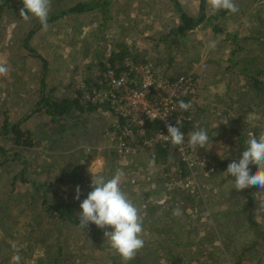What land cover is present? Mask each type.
<instances>
[{
	"label": "rangeland",
	"instance_id": "obj_1",
	"mask_svg": "<svg viewBox=\"0 0 264 264\" xmlns=\"http://www.w3.org/2000/svg\"><path fill=\"white\" fill-rule=\"evenodd\" d=\"M18 1L0 0V62H6L9 72L0 76V96L11 102L0 113V149L7 151L14 144L11 131L2 129L5 120L18 122L34 135L39 130L46 139H52L56 128L55 135L68 134L74 123L81 138L83 121L92 116L102 122L97 111L108 108L85 103L81 96L85 87L101 84L104 68L99 62L123 49L136 63L152 62L159 77L195 76L194 130L206 129L210 146L191 152L193 165L182 174L179 156L169 146L165 163L161 157L154 161V148L116 154L108 127L105 148L92 143L73 149L69 136L62 139L60 155L42 159L39 144L46 149L45 141L16 145L0 159V264H13L16 249L20 264H53L55 256L57 264H121L104 236L112 229L90 224L81 230L78 217L80 203L92 191V174L109 179L117 169L124 173L122 190L139 210L145 241L129 264H169V256L180 252V264H264V238L251 229L241 210L243 192L225 173L229 162L219 163L233 159L249 135L264 134V93L254 92L249 76L240 71L261 69L258 77L264 80V0H234L236 13L214 11L207 0H51L47 29L35 17L23 20L15 8ZM80 3H86L82 11L52 18ZM182 14L192 17L184 36L174 33L185 25ZM233 34L239 44H234ZM8 78L12 84L4 89ZM42 80L44 93L54 97L76 95L79 89L83 110L75 107L65 118L50 122L43 110L30 106L43 93ZM32 90L27 100L17 96ZM24 102L29 106L23 107ZM20 108H28L26 115L20 116ZM77 185L79 200L74 198ZM255 191L252 208L264 230V190ZM55 203L68 204L73 220ZM176 208L179 216L173 215ZM252 241L258 244L243 250Z\"/></svg>",
	"mask_w": 264,
	"mask_h": 264
},
{
	"label": "built area",
	"instance_id": "obj_2",
	"mask_svg": "<svg viewBox=\"0 0 264 264\" xmlns=\"http://www.w3.org/2000/svg\"><path fill=\"white\" fill-rule=\"evenodd\" d=\"M101 79V84L85 87L81 99L85 103L104 105L113 113L114 120L106 133L112 150L118 155L142 148L153 150L156 144H171L167 125L177 126V120L180 128L185 121L196 125L192 105L188 110L179 107L181 100L194 101L191 93L196 78L191 74L159 77L152 62L136 63L126 56L120 71L106 67ZM181 131L184 143L174 146L182 162L190 167L193 165L190 154L195 148L189 146L188 138L193 128Z\"/></svg>",
	"mask_w": 264,
	"mask_h": 264
},
{
	"label": "clouds",
	"instance_id": "obj_3",
	"mask_svg": "<svg viewBox=\"0 0 264 264\" xmlns=\"http://www.w3.org/2000/svg\"><path fill=\"white\" fill-rule=\"evenodd\" d=\"M207 3L214 11L225 10L231 13L239 11L234 0H207ZM22 5L19 15L23 20L29 21L32 17H35L42 27L47 29L51 0H22ZM210 47H215V41L210 42ZM7 74L6 62H0V76H7ZM179 107L188 110L191 104L181 100L179 101ZM176 125H167L168 138L172 145H182L184 143V133L179 126V120H177ZM209 140L207 130L199 128L190 134L188 144L195 149L198 147L207 148L210 146ZM206 145L208 146L206 147ZM249 165H257V171L251 173ZM225 173L234 178L233 184L237 190L253 186L264 190V134L259 137L254 134L249 135L246 140V148L238 162L234 160L229 163ZM123 175L121 169H117L109 179H105L100 174H92L91 184L89 185L92 191L88 192L87 197L80 203L81 211L78 212V217L81 230L90 224H95L100 229L110 227L111 231H104L106 242L120 256L121 264H129L135 258L137 252L144 247L145 241L141 238L143 228L139 210L120 186ZM75 191L74 198L79 200L81 190L78 185ZM180 214L179 208L173 210L174 216ZM13 247L16 246L13 245ZM16 251L17 254L12 257L13 264H20L19 249H16Z\"/></svg>",
	"mask_w": 264,
	"mask_h": 264
},
{
	"label": "trees",
	"instance_id": "obj_4",
	"mask_svg": "<svg viewBox=\"0 0 264 264\" xmlns=\"http://www.w3.org/2000/svg\"><path fill=\"white\" fill-rule=\"evenodd\" d=\"M8 2V0H6V3ZM97 4L100 2V1H96ZM86 3H80V4H77V6L75 7H72L70 8L69 10H62L60 11L59 13H54V15L52 16L53 19L57 18L58 15H63L65 14L67 11L70 12V11H82L85 6ZM102 6L104 4H101ZM23 5H22V0H19L18 3H16V6L15 8H21ZM185 22V25L183 24V26H179L176 28L175 32L174 33H177V35H183L184 36V33H185V29L189 28L192 24V17H186L185 14H182V23ZM181 27V28H180ZM180 28V29H179ZM234 39H233V42H235L234 44H239V40L236 39V34H233L232 36ZM264 39V37H263ZM262 38L260 39V41L258 42H262ZM25 42H27L26 44H28V40H26ZM29 46V45H28ZM237 48H241V46L237 47ZM236 48V49H237ZM31 49V48H30ZM31 52L41 58L40 55L36 54L34 50L31 49ZM127 55V52H126V49H123V50H113L109 55L108 57L106 58V60L103 62V61H100V68H106V67H111V68H114L118 71L121 70V65H122V61H123V58ZM237 62V61H235ZM241 67V66H240ZM251 68V67H249ZM249 68H246V67H241L240 68V71L243 72L244 74H247L249 76V79L252 81V89L254 90V92H256L257 90L260 91L261 93H264V80H261L258 75L263 72V70L261 69H256V70H252V69H249ZM45 71V70H44ZM93 77V74L90 75V77H88L86 80L87 82L89 83L90 82V79ZM42 95L38 98V101H36V107L35 109H38V110H43L49 117H50V122H56V121H59L63 118L66 117L67 114H69V112L77 107L79 110H83V106L82 104L79 102V95H78V90H77V93L76 95H64V96H61V97H54L52 96L48 91L47 93H44V89L46 87L45 85V82L42 80ZM92 84H89L88 86H91ZM95 85V84H94ZM44 87V89H43ZM50 90V89H49ZM192 107L196 106V103L194 101H191L190 102ZM198 126V124H197ZM196 126L188 123L187 121H185V123L183 124V128L184 129H188V128H193V131H195ZM183 128H181L182 130H184ZM2 129L8 131L10 130L11 131V139L13 141V146L8 148L7 151L5 149H0V159L3 158V155L5 156L6 154L9 153V151L15 149L16 145H25L26 147L28 146H31L32 144H34L35 142H38L36 139H33L32 137V132L28 129H23L19 124L18 122L17 123H10L8 122L7 120L4 121V124H3V127ZM57 129V128H56ZM54 129L53 131H51L50 133V137H52V139H57V135H55V132L56 131H59L58 129L56 130ZM241 139V137H239V140ZM242 142L239 143L238 147H237V152L236 154L233 156V159L231 160H221L219 163L222 164L224 162V164L226 162H233L234 160L236 161V159H239L242 152L245 150L246 148V144L245 146L241 144ZM167 146L171 147V149L174 150V152H176V148L174 146H172V144H167V145H164V146H161V145H158L156 144L154 146V150H153V153H154V161H157L155 159L157 158H164V163H165V160H167V156H168V149H167ZM18 149V148H16ZM177 153V152H176ZM10 155H13L12 153ZM178 155V153H177ZM159 156V157H158ZM11 157V156H10ZM156 157V158H155ZM177 163V162H176ZM178 164L180 166H182V174H186L188 173L186 171L187 169V165L182 162V160L178 159ZM168 166V165H167ZM250 169H251V173H255L257 171L256 169V165H249ZM170 171V170H169ZM185 171V172H184ZM250 173V174H251ZM227 177H230L228 174H227ZM224 181V180H223ZM243 192V200H240V207H241V210L242 211H245L246 215H247V221H248V224L249 226L251 227L252 230H255L256 234L259 235L261 237V239L263 240L264 238V230L261 228V225L259 224L260 222L255 220V215H254V212H253V208H252V204H253V201H254V193L256 192L255 191V186L253 187H248V188H245V189H242L241 190V193ZM68 204L65 205V203H55L54 206L59 209V210H62L63 212H61L62 215H64V213H67L68 212V217L69 219H71V211L68 209L67 207ZM65 216H62V218H64ZM73 220V219H71ZM76 221V220H75ZM264 243V241H263ZM249 246H244L243 250H247L249 249L250 247H252L253 245H256L258 244V242H249L248 243ZM58 255V254H57ZM183 253L180 252L179 255H175L174 253H172V257L169 256V264H180V261H183ZM57 258L58 257H54L53 258V264H57Z\"/></svg>",
	"mask_w": 264,
	"mask_h": 264
},
{
	"label": "crops",
	"instance_id": "obj_5",
	"mask_svg": "<svg viewBox=\"0 0 264 264\" xmlns=\"http://www.w3.org/2000/svg\"><path fill=\"white\" fill-rule=\"evenodd\" d=\"M127 57H129V56H127ZM8 75L9 74H7V77H8ZM4 77H6V76H4ZM4 84H5V88L4 89H6L7 87H10V85L12 84L10 78H8L7 82L4 81ZM34 93H35V91L32 90V92L29 93V94L18 93L17 96H19L23 100H27ZM10 105H11V102L8 101V99L6 98L5 94L1 95L0 96V113L4 111L3 108L5 106H10ZM21 105H23V107L29 106L27 102H24V104H21ZM30 106L31 107H33V106L35 107L36 103L34 105H33V103H31ZM10 111L12 112V110H10ZM11 112L10 113L8 112V114H11ZM27 112H28V108H26V110L20 108V116H23V114L26 115ZM38 112H40V111H38ZM97 112L99 114V115L97 114V118H100L102 120V122H97V120H94L95 119L94 117H93V120H92V116L89 118L90 121H83V126H82V129H81L83 135H81V138H77V137H80L79 133H77L78 130H79V127L76 126L75 123L73 124L72 128H69L67 130L69 135L67 134V132H64V133H61L60 136H57V138L59 139L58 142L55 139H46V137H44L43 135L40 137L39 134L41 132L39 130H38V135L37 134L34 135L32 133L33 134L32 135L33 139H36L39 143L41 141H45V145L47 147L46 149L43 148V146L41 147L40 144H39V150L42 151V156H43L42 159H44V158L47 159L46 156H51V155L57 156V155H60L61 152H62L60 150L62 148V144H63L62 139L65 138V137H69V136H71L73 138V143H72V144H74L73 149L81 148L82 146L90 148L92 146V143L93 144L96 143L97 145H99V144L101 145L102 144L103 147H104V144H105V141H106L105 137H104V130H105V127H110L111 126V123L114 120V115H113V113L111 111H109L108 109L106 110L104 108H102L101 110H98ZM35 113L33 114V119H34ZM89 115H91V114H89ZM20 116L18 115V117H15V119L18 120ZM25 118H27V117H25ZM20 119H22V117ZM27 119L28 120H32V118H27ZM94 122H95V125L93 124ZM75 146H76V148H75ZM81 167H79L78 169H81ZM71 170H74V169H71ZM41 171H44V168H41ZM47 172H49V170ZM48 181L49 180H47V184L49 183ZM53 181H54V178H53ZM38 183H44V181H41V182H38ZM57 184L60 185V186H63V183H56L54 186H57ZM51 194H52V192H51ZM9 198L10 197L8 196V197L4 198L3 201H6V199H9ZM44 199H45V197H44ZM3 201H1V202H3Z\"/></svg>",
	"mask_w": 264,
	"mask_h": 264
}]
</instances>
